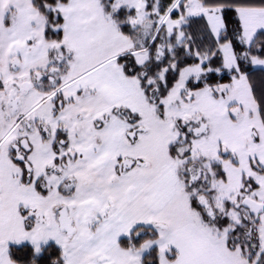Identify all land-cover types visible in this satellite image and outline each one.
<instances>
[{
	"label": "snow or ice",
	"instance_id": "1",
	"mask_svg": "<svg viewBox=\"0 0 264 264\" xmlns=\"http://www.w3.org/2000/svg\"><path fill=\"white\" fill-rule=\"evenodd\" d=\"M0 264H264V0H0Z\"/></svg>",
	"mask_w": 264,
	"mask_h": 264
}]
</instances>
